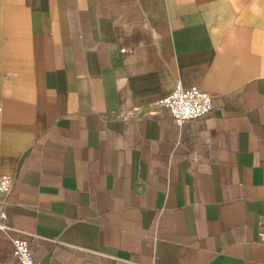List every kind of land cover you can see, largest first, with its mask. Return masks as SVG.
Masks as SVG:
<instances>
[{"label":"crops","instance_id":"obj_1","mask_svg":"<svg viewBox=\"0 0 264 264\" xmlns=\"http://www.w3.org/2000/svg\"><path fill=\"white\" fill-rule=\"evenodd\" d=\"M1 174L0 264H264V0H0Z\"/></svg>","mask_w":264,"mask_h":264},{"label":"built area","instance_id":"obj_2","mask_svg":"<svg viewBox=\"0 0 264 264\" xmlns=\"http://www.w3.org/2000/svg\"><path fill=\"white\" fill-rule=\"evenodd\" d=\"M160 107L169 110L178 125L187 120L197 119L213 108L212 94L198 86L185 85L178 79L173 90L158 101ZM14 176L0 175V230L8 233L10 227L6 220L8 213L5 208L8 197L15 184ZM13 253L19 264H36L28 241L20 237H12Z\"/></svg>","mask_w":264,"mask_h":264}]
</instances>
